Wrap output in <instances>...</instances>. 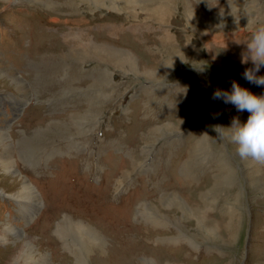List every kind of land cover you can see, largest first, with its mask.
<instances>
[{"label": "rangeland", "instance_id": "obj_1", "mask_svg": "<svg viewBox=\"0 0 264 264\" xmlns=\"http://www.w3.org/2000/svg\"><path fill=\"white\" fill-rule=\"evenodd\" d=\"M252 18L264 0H0V264H264V162L230 136L250 113L212 99L264 95Z\"/></svg>", "mask_w": 264, "mask_h": 264}, {"label": "clouds", "instance_id": "obj_2", "mask_svg": "<svg viewBox=\"0 0 264 264\" xmlns=\"http://www.w3.org/2000/svg\"><path fill=\"white\" fill-rule=\"evenodd\" d=\"M251 26L250 39L246 41L247 52L243 55L242 63L250 60L255 67L246 69L243 78L258 86L264 85V76L256 73L264 65V23L255 18L248 19L246 27ZM231 91L217 89L214 91L213 100H223L231 103L238 111H247L250 115L246 123L241 124L234 118L231 140L238 146L237 152L241 158H252L264 162V95H256L236 81L231 84ZM223 128V127H220Z\"/></svg>", "mask_w": 264, "mask_h": 264}, {"label": "bare ground", "instance_id": "obj_3", "mask_svg": "<svg viewBox=\"0 0 264 264\" xmlns=\"http://www.w3.org/2000/svg\"><path fill=\"white\" fill-rule=\"evenodd\" d=\"M50 4H51V6L53 7V9L57 6L56 5V3L55 2H49ZM164 6V5H163ZM166 7V6H165ZM161 10V9H160ZM159 10V11H160ZM163 11H165V9L163 8V10H162V12ZM95 48H97V47H95ZM94 51H95V49H94ZM96 52H99V53H103V50L102 49H100V51L99 50H97ZM106 54V53H105ZM131 56V55H130ZM132 57V56H131ZM6 70V69H5ZM8 70V69H7ZM8 72V71H7ZM8 74V73H7ZM10 77H11V79L13 80V84H14V87L16 88V90H21V91H23V90H25V83L23 82V80H21L18 76H16V75H10ZM6 81V80H5ZM6 82H8V80L6 81ZM2 137H4L5 139H7V137L5 136V135H3ZM0 138H1V136H0ZM7 141H5V143H6ZM8 143V145H5L6 146V148L8 149V147H9V141L7 142ZM2 144V143H1ZM8 151V150H7ZM6 152V151H5ZM4 163V166L6 167V168H11L10 166L11 165H13V163L11 164V162H10V160H7L6 162H3ZM2 163V164H3ZM1 165V164H0ZM14 171V170H13ZM16 172V171H15ZM13 173V172H12ZM14 174V173H13ZM19 175V174H18ZM16 179L18 180V177H16ZM20 180V179H19ZM22 180V179H21ZM21 187V186H20ZM22 190H21V194L20 195H14L13 197L14 198H17V199H19V200H24V201H26L28 204H35V206L34 205H32V209H35V207H36V205L38 204V200H37V198H36V194L33 192V190H32V188L30 187V185L28 184V183H26L24 180H23V182H22ZM19 188V187H18ZM172 197V196H171ZM37 201V202H36ZM30 213V212H29ZM202 221V220H201ZM68 223V222H67ZM4 228V227H3ZM70 228H71V230H72V232H74V230H77V229H80L79 231H82V232H97V231H94L93 230V227H92V225H90V224H85V223H83V222H79V221H77L76 222V224H75V226L73 225V224H71L70 225ZM8 230L9 229H14V230H18V229H15V228H11V227H8L7 228ZM91 229H92V231H91ZM2 232V231H1ZM5 235H6V232L4 233ZM13 234H14V232H13ZM80 234H82V233H80ZM98 234V233H97ZM23 235V234H22ZM75 235H78V233L77 234H75ZM92 235V234H91ZM7 236V235H6ZM8 236H10V235H8ZM15 236H16V233H15ZM88 237H89V239H87L86 237H85V241L83 242V241H81L82 242V244H83V246L84 245H86L87 243H92L93 244V242H98V243H100L99 242V240L98 241H96L97 239H95L94 237H91L90 235H88ZM2 238V237H1ZM22 238V237H21ZM81 240H83V238H81V237H79ZM25 239V238H24ZM3 242V241H2ZM28 242V241H27ZM33 247H35V246H33ZM84 248H85V246H84ZM30 250V249H29ZM85 250H87L86 248H85ZM31 251V250H30ZM35 255V254H34ZM35 260V259H34Z\"/></svg>", "mask_w": 264, "mask_h": 264}]
</instances>
